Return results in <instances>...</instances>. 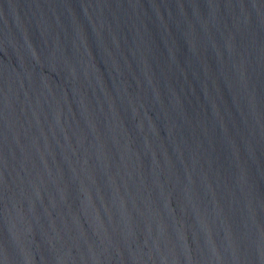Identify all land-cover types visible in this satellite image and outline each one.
I'll list each match as a JSON object with an SVG mask.
<instances>
[{"label":"water","instance_id":"water-1","mask_svg":"<svg viewBox=\"0 0 264 264\" xmlns=\"http://www.w3.org/2000/svg\"><path fill=\"white\" fill-rule=\"evenodd\" d=\"M0 264H264V0H0Z\"/></svg>","mask_w":264,"mask_h":264}]
</instances>
